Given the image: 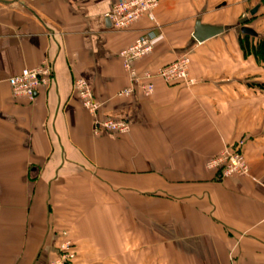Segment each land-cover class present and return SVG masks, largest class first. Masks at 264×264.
Here are the masks:
<instances>
[{"label":"crops","instance_id":"obj_1","mask_svg":"<svg viewBox=\"0 0 264 264\" xmlns=\"http://www.w3.org/2000/svg\"><path fill=\"white\" fill-rule=\"evenodd\" d=\"M116 1L0 0V264H50L65 243L75 264H264V65L239 46L244 18L264 38V0H159L123 32ZM197 20L224 33L198 44ZM148 31L137 73L188 55L194 86L120 95L119 53ZM43 61L49 84L13 98L9 81ZM77 79L126 135L94 134ZM239 142L248 176L207 169Z\"/></svg>","mask_w":264,"mask_h":264},{"label":"built area","instance_id":"obj_2","mask_svg":"<svg viewBox=\"0 0 264 264\" xmlns=\"http://www.w3.org/2000/svg\"><path fill=\"white\" fill-rule=\"evenodd\" d=\"M158 6L159 0H117L108 15V19L116 31H128L144 19L154 22L155 11ZM155 40V33L148 31L138 37L131 46L119 53L123 68L130 79V86L120 93L121 96H130L135 89L141 90L145 97L152 96L155 89L154 79H160L169 87L178 84H183L185 87L195 85V81L189 78L190 58L188 55L177 58L174 62L161 67L154 73L145 72L141 75L137 73L134 65L153 53ZM52 77L53 70L50 64L43 61L35 68L24 69L9 81L11 94L15 99L23 98L32 103L38 90L47 86ZM73 93L81 107L93 118L95 135L106 133L121 136L130 131V125L125 121L99 117L102 105L84 80H75ZM242 147V142H239L235 146L224 148L207 162V169L215 171L220 179L232 176H248L249 166L242 152ZM75 260L76 254L72 244L65 243L60 254L50 264H75ZM230 264H236V262L231 260Z\"/></svg>","mask_w":264,"mask_h":264},{"label":"water","instance_id":"obj_3","mask_svg":"<svg viewBox=\"0 0 264 264\" xmlns=\"http://www.w3.org/2000/svg\"><path fill=\"white\" fill-rule=\"evenodd\" d=\"M257 9L255 8L250 12V15L253 17L256 13ZM248 19L244 18L240 20V33L243 36H248L251 38H257V34L250 28L246 27V24L248 23ZM224 33V28L222 27H215V26H207L201 24L199 20L195 22V28L192 35L193 40L198 43L202 44L210 39H213L217 36H220Z\"/></svg>","mask_w":264,"mask_h":264},{"label":"trees","instance_id":"obj_4","mask_svg":"<svg viewBox=\"0 0 264 264\" xmlns=\"http://www.w3.org/2000/svg\"><path fill=\"white\" fill-rule=\"evenodd\" d=\"M254 40V38L242 36L239 38L240 49L243 51L244 56L252 55L264 65V38L258 39L255 45L252 42Z\"/></svg>","mask_w":264,"mask_h":264},{"label":"rangeland","instance_id":"obj_5","mask_svg":"<svg viewBox=\"0 0 264 264\" xmlns=\"http://www.w3.org/2000/svg\"><path fill=\"white\" fill-rule=\"evenodd\" d=\"M72 248H73V245H72Z\"/></svg>","mask_w":264,"mask_h":264}]
</instances>
